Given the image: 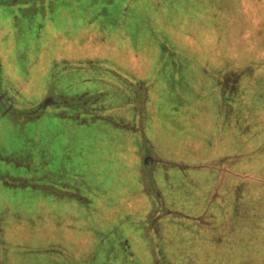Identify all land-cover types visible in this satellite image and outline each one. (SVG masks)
<instances>
[{
    "label": "rangeland",
    "instance_id": "obj_1",
    "mask_svg": "<svg viewBox=\"0 0 264 264\" xmlns=\"http://www.w3.org/2000/svg\"><path fill=\"white\" fill-rule=\"evenodd\" d=\"M6 1L0 264H264V0Z\"/></svg>",
    "mask_w": 264,
    "mask_h": 264
},
{
    "label": "trees",
    "instance_id": "obj_2",
    "mask_svg": "<svg viewBox=\"0 0 264 264\" xmlns=\"http://www.w3.org/2000/svg\"><path fill=\"white\" fill-rule=\"evenodd\" d=\"M29 0H20V2L18 3V0H13V2L17 5L16 6V10L17 11H20V14H25V10H28L29 8V5L31 4L30 2H28ZM37 1H40V3L41 4H45V6H46V4H47V6L48 5H50V6H53L52 5V3H53V1L54 0H37ZM36 1V2H37ZM45 1V2H44ZM117 1H119L120 3H121V0H117ZM116 0H85V3H100V6H99V8H100V10L99 11H97L94 15V17H97V16H99V15H101L103 18H107L108 20H109V22L112 24V25H114V24H117V22L118 21H120V16H119V13L118 12H115L114 14H112L111 12H110V7L112 6V5H116L118 2H117ZM201 0H198L197 2H200ZM7 2H12V0H10V1H6V3ZM43 2V3H42ZM52 2V3H51ZM38 3V5H39V2H37ZM194 3V2H193ZM194 4H196V3H194ZM183 5V4H182ZM28 6V7H27ZM118 6V5H117ZM195 7H196V5H195ZM46 9V7H44L42 10L44 11ZM34 10H36V9H34ZM86 91H83V92H81V93H78V94H84ZM100 92H103V91H100ZM83 94L81 95V96H83ZM68 95H69V97L70 98H68V99H66V108H68L69 107V105H70V102H71V104L72 103H74L75 105H77L76 104V100L74 99V94H72V93H68ZM67 95V96H68ZM78 102V101H77ZM68 106V107H67ZM106 109V108H105ZM66 115H67V112H66ZM70 115H73V114H70ZM77 120H80L81 122L80 123H82V122H86V120L84 121L83 119H77ZM83 120V121H82ZM155 200H154V206H153V212L156 214L157 213V210H159L160 209V206H158L159 204L158 203H160V201L162 200L161 199V197H159V196H156L155 195ZM152 223H154V225L152 224V226H150L151 228H152V230L153 229H155V230H157L158 228L156 227V225H157V222L156 221H154V222H152ZM120 245L123 247V248H125L126 246H127V244H126V242L123 240V239H121V241H120ZM124 250V249H123ZM125 251H127V250H125ZM161 255H163V253L162 252H160V256ZM169 262V261H168ZM99 264V263H98ZM102 264V263H101Z\"/></svg>",
    "mask_w": 264,
    "mask_h": 264
}]
</instances>
